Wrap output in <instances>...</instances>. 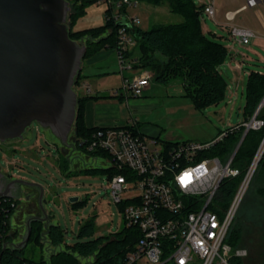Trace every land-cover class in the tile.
Here are the masks:
<instances>
[{
    "label": "rangeland",
    "instance_id": "374dc122",
    "mask_svg": "<svg viewBox=\"0 0 264 264\" xmlns=\"http://www.w3.org/2000/svg\"><path fill=\"white\" fill-rule=\"evenodd\" d=\"M206 1L195 0L197 5ZM246 2L247 0H216V6L223 13L226 9L236 11L231 25L238 24L254 30L255 36L247 44L238 43L230 34L231 25L224 27L216 22V18L223 16L222 12L217 11L216 18L203 16L204 22L210 29L209 35L230 49L221 64L227 89L225 96L218 103L197 107L192 98L177 84L180 82L182 85L179 78L171 80L168 83L170 85L154 81L151 91L146 90L142 96L127 94L123 87L118 61H113L110 66H103L101 62L89 65L87 62L89 57L83 59V78L82 75L78 78L79 81L77 80L74 89L79 96H86L85 86L88 85L90 92L107 96L106 101L104 100L105 104L100 108L104 115L114 114L117 119L124 122L123 124L136 121L140 131L148 136L173 142L184 140L205 142L218 138L222 132L229 131L236 124L235 118L238 119V123L244 119L250 72L255 70L264 73V1L260 0L257 7L239 10L246 5ZM69 6L70 26L73 20L70 19V15L75 11L72 0ZM81 8L84 9V13L75 19L72 26L74 31L105 24L107 9L105 3L87 1ZM129 13L139 16L138 26L144 30L155 24L176 23L183 19L170 10L168 2L153 5L141 1L136 8L130 9ZM79 41L86 44L85 39ZM157 56L162 62L165 60L164 56ZM237 63H241L243 69L239 68ZM134 72L126 71L125 75L131 76ZM151 73L154 77V73L152 71ZM117 90L119 93L115 94ZM74 135L73 129L71 136ZM86 156L84 153H77L71 144H60L59 139L50 129L42 127L37 122L27 130L22 139L0 141L1 170L12 178H24L43 185L44 206L50 216V223L58 224L63 233L62 245L53 246L46 237L45 231L42 243L37 241L38 230H35L31 240L22 248V257L28 261L49 263L53 252L65 249L81 240L78 232L81 225L89 220L93 221L95 227L92 238L111 236L124 229L126 224L122 207L111 196L109 171L82 170L102 167L106 160L104 158L94 160ZM66 158L68 167H65ZM128 186L134 187V183ZM27 190L30 189L23 186L24 195L22 194L19 199L17 205L19 209L15 211L16 220L15 216L13 218V226L17 229L18 235L27 232L25 218L30 211L29 203L25 200ZM139 193L134 189L125 191L122 199L127 201ZM73 196H78L79 200L72 202L70 199ZM231 228L235 235V244L248 251V255L242 258V263L264 264L263 166L255 172ZM15 242L18 243L19 239H15Z\"/></svg>",
    "mask_w": 264,
    "mask_h": 264
},
{
    "label": "built area",
    "instance_id": "2783aa9c",
    "mask_svg": "<svg viewBox=\"0 0 264 264\" xmlns=\"http://www.w3.org/2000/svg\"><path fill=\"white\" fill-rule=\"evenodd\" d=\"M81 1L78 0L79 3ZM95 1L107 5L105 21L118 25L115 49L126 93L144 95L153 74L146 69H136L137 58L130 54L138 43L136 28L140 19L129 11L136 8L141 0ZM215 1L203 3L204 16L216 18ZM246 7H253L251 0H247ZM226 15L228 19L234 16L229 12ZM230 34L240 44H247L255 36L251 28L238 25L230 26ZM237 66L242 68L241 63ZM126 71L135 72L126 76ZM85 88L89 94L90 86ZM118 93L117 90L115 94ZM263 124L255 114L242 126L246 134ZM232 131L233 128L222 132L212 141L173 142L146 135L135 121L124 125L96 126L87 138L79 140V146L85 147L82 150L76 146L79 154L84 153L94 160H106L102 167L112 171L109 176L111 196L122 207L125 227L141 232L136 242L115 262L100 260L94 253L78 255L81 264H234L233 258L246 257L247 249L232 247L228 236L264 153V139L231 204L223 208L218 199L221 185L224 180L240 173L233 166V161L242 142H238L225 159L209 155L208 151ZM74 144H77V138ZM98 153H105L106 158ZM130 183H134V187H129ZM133 189L140 193L123 201L122 194ZM16 200L0 198V249L15 248L26 235L25 232L18 235L13 226L14 213L18 209ZM17 238L18 243L15 242Z\"/></svg>",
    "mask_w": 264,
    "mask_h": 264
},
{
    "label": "trees",
    "instance_id": "16d2710c",
    "mask_svg": "<svg viewBox=\"0 0 264 264\" xmlns=\"http://www.w3.org/2000/svg\"><path fill=\"white\" fill-rule=\"evenodd\" d=\"M95 0H78L73 2L75 8L71 13L70 35L75 40H86V54L84 58L104 48H116L118 25L113 21H105V24L82 30H73L75 19L84 13L81 8L85 2ZM153 5L169 3L173 13L182 16V21L168 24H155L149 29L136 28L138 36L137 46L131 51L136 56V69H148L154 73L153 79L165 84L171 80L181 79L186 95L190 96L199 108L206 105L218 103L226 93L227 83L221 64L227 57L229 49L220 41L212 38L209 32L203 29V3L197 5L195 0H141ZM137 50V51H136ZM156 54V56H155ZM157 55H162L165 60L162 62ZM83 78L82 70L78 78ZM78 80V79H77ZM79 81V80H78ZM76 81V83L78 82ZM247 103L245 105L244 119L236 123L223 140L216 143L209 151V155H217L221 159L227 158L234 150L237 143L244 134L245 127L242 123L249 121L255 114L264 122V104L259 111L257 109L264 98V73L252 70L248 81ZM107 97V96H105ZM98 96H79L77 117L75 121L76 146L82 150L85 147L79 146V140L87 138L96 127H89L85 122L86 102ZM257 112V113H256ZM264 139V124L259 129H250L244 136L233 161V166L238 168L240 173L232 178L223 181L219 193V201L223 208H227L240 184L242 183L248 167ZM106 156L105 153H98ZM65 167H68L66 158ZM264 167V153L257 166ZM97 169L107 170L110 175L111 169L103 167L84 168L85 171ZM257 171V170H256ZM19 200H16L18 205ZM14 211V210H13ZM4 215V214H3ZM2 217L5 218V215ZM37 225V226H36ZM36 226V227H35ZM38 230L37 241L42 243L43 233L53 246H60L63 242V233L58 224L50 223L47 227L40 221L32 222V233L29 241ZM95 234V227L92 220L81 225L78 232V240L72 246L53 252L50 255L49 263L44 261L34 263L22 257V248L0 249L2 264H81L78 255L88 256L96 253L98 259L106 262H115L118 256L125 253L140 237L141 232L136 228L124 227L121 231L109 235L92 238ZM11 236H9L10 238ZM235 235L232 228L229 232L228 242L232 247H238L235 242ZM28 241V242H29ZM234 264H243L242 258H233Z\"/></svg>",
    "mask_w": 264,
    "mask_h": 264
},
{
    "label": "water",
    "instance_id": "95a60500",
    "mask_svg": "<svg viewBox=\"0 0 264 264\" xmlns=\"http://www.w3.org/2000/svg\"><path fill=\"white\" fill-rule=\"evenodd\" d=\"M69 13V0H0V141L22 139L35 122L67 140L79 100L74 86L87 49L84 42L71 38ZM263 104L264 99L257 112ZM7 175L0 164V198L21 197L23 186L40 190L43 216L28 218L24 240L15 246L22 248L30 239L32 222L50 224L45 189ZM70 200L77 202L79 197Z\"/></svg>",
    "mask_w": 264,
    "mask_h": 264
},
{
    "label": "crops",
    "instance_id": "0c3cea01",
    "mask_svg": "<svg viewBox=\"0 0 264 264\" xmlns=\"http://www.w3.org/2000/svg\"><path fill=\"white\" fill-rule=\"evenodd\" d=\"M244 6L245 5L240 7L239 10L244 9ZM217 11H219V13L220 12L223 13V11L218 9V8H217ZM228 12L230 14H232V15H235V13H236V11H233L232 9H226L224 11V13L222 14L223 16L221 18H216V22L218 24L224 26V27L228 26V25H231L232 19H228L227 15H226ZM203 16H202V18H203ZM236 25H238V24H236ZM238 26H242V25H238ZM244 27H246V26H244ZM203 29H204L205 32H209L210 31L208 25L204 22V19H203ZM113 61H117L116 49L112 48V50H110V48H104V49H102L101 52L98 51V52L94 53L92 56H89V59H88L87 62L89 63V65L90 64L92 65V64L97 63V62L98 63L101 62V64L103 66H110ZM84 68H85V66H84ZM241 69H243V67ZM146 70H148V69H146ZM84 76H86V75H84ZM154 81H155L154 79L151 80V83H150V86L147 89V92L151 91V89L153 88ZM177 84H179L183 88V86L181 85L180 82H177ZM168 85H170V84H168ZM87 95H92V96H98L99 97V98H92V99H90V100H88L86 102V106H85V122H86L87 126L96 127V126L124 125L123 124L124 122L120 121L119 119H117L114 114L106 116V115H104L102 113L103 111L100 110L101 106H103L105 104V101H106L105 99H107V97H105L104 95H101L98 92H96V93L90 92ZM96 109H98V111H96ZM15 215L17 216V212L14 213V216ZM16 216H15V220H16Z\"/></svg>",
    "mask_w": 264,
    "mask_h": 264
},
{
    "label": "flooded vegetation",
    "instance_id": "af4514ba",
    "mask_svg": "<svg viewBox=\"0 0 264 264\" xmlns=\"http://www.w3.org/2000/svg\"><path fill=\"white\" fill-rule=\"evenodd\" d=\"M77 109H78V105H77ZM76 117H77V114H76ZM75 121H76V118H75ZM75 121L73 123V126L68 134V137H67V140L66 141H62L60 138H58L54 133V135L59 139V142L60 144H71L74 148V150H77V153L80 152V150L76 147V145L74 144V139L75 137L74 136H71V132L72 130L74 129V126H75ZM70 136V137H69ZM20 140V139H19ZM11 141V140H10ZM52 143V142H51ZM56 146L58 145L56 142H53ZM8 174V173H7ZM8 178L10 179H15L17 177H13L11 175H7ZM27 188H29L30 190L26 191L25 192V200L29 203V209L30 211L28 212V216H26L25 218V222L27 224V220L28 218H30L31 216H43V213L39 207V196H40V190L38 187H30V186H27ZM23 195H24V192H23ZM22 196V195H21ZM18 200L21 199V197L17 198ZM21 209V208H20ZM26 215V213L24 214ZM44 223V222H43Z\"/></svg>",
    "mask_w": 264,
    "mask_h": 264
},
{
    "label": "bare ground",
    "instance_id": "6f19581e",
    "mask_svg": "<svg viewBox=\"0 0 264 264\" xmlns=\"http://www.w3.org/2000/svg\"><path fill=\"white\" fill-rule=\"evenodd\" d=\"M260 0H251L252 4H253V7H257L258 3H259ZM264 1V0H262Z\"/></svg>",
    "mask_w": 264,
    "mask_h": 264
}]
</instances>
